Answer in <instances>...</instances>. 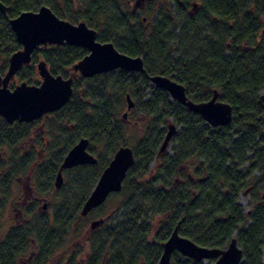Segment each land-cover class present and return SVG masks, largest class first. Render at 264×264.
I'll return each instance as SVG.
<instances>
[{
    "label": "trees",
    "instance_id": "1",
    "mask_svg": "<svg viewBox=\"0 0 264 264\" xmlns=\"http://www.w3.org/2000/svg\"><path fill=\"white\" fill-rule=\"evenodd\" d=\"M0 1L7 6L5 13L0 11V74L7 70L11 53L21 47L10 18L43 4L71 22L85 20L100 41H111L144 60L143 71L117 68L91 77L76 75L70 100L31 122L11 125L0 115V146H13L11 157L6 156L10 163L1 162L0 171L21 175L31 169L41 191L52 188L63 157L81 137L89 139L88 150L98 158L96 164L64 170L66 185L60 190L68 192L54 198L51 216L28 210L24 224H15L0 238V264H59L53 262L58 253L80 237L85 245L80 244L67 264L78 251H83L85 264H158L164 241L181 219L180 234L197 244L224 248L235 234L243 249L239 264H264V102L259 101L264 86V0H152L145 4L149 17L120 0ZM87 52L72 44L42 45L15 77L38 84L39 59L53 74L66 77ZM154 74L172 75L195 101L208 100L218 89L220 99L233 106L232 121L210 126L152 85ZM127 93L138 110L135 144H130L127 122L117 118L123 104L119 94ZM168 118L178 127L171 139L173 154L163 153L158 171L151 174ZM39 122L44 124L41 130ZM30 136L34 144L44 141L49 149L62 141L65 147L38 165L34 147H23ZM121 145L133 148L135 162L122 189L110 195L126 196L103 224L83 232L82 221L101 205L80 216L82 204ZM241 192L250 196L247 214L238 203ZM3 202L0 198V210ZM153 216L159 217L158 223L152 222ZM26 252L30 260L21 263ZM171 264L204 263L174 252Z\"/></svg>",
    "mask_w": 264,
    "mask_h": 264
},
{
    "label": "water",
    "instance_id": "2",
    "mask_svg": "<svg viewBox=\"0 0 264 264\" xmlns=\"http://www.w3.org/2000/svg\"><path fill=\"white\" fill-rule=\"evenodd\" d=\"M147 1L134 0L132 10L143 7ZM0 11L5 13L7 6L0 1ZM20 48L9 56L8 68L0 74V115L8 122H31L47 113L61 109L71 98L73 82L76 75L91 77L98 73L121 68L127 71H143L142 56H133L120 51L111 41H100L97 30L90 27L85 20L77 23L58 16L48 5L43 4L37 10H23L9 20ZM78 45L88 52L71 66L68 76L53 74L44 59H39L36 68L41 77L38 84L22 80L13 88L9 85L17 72L32 61L35 49L42 45ZM152 85L164 89L171 100H176L186 109L200 114L210 126L227 125L232 121L233 106L220 99V91L213 89L208 100L195 101L187 94L184 84L172 75L154 74L150 76ZM127 109L123 117H127L135 102L129 93L126 94ZM264 102V91L259 95ZM176 123L170 120L164 138L158 148V155L168 152L172 137L177 132ZM89 139L81 137L67 151L54 178L56 188L64 182L63 170L81 164H96L98 158L88 150ZM135 162L134 150L129 145H121L99 175L80 209V216H87L91 210L99 207L113 192L122 189L123 180ZM47 207V202L43 208ZM181 219L173 228L170 236L163 243V250L158 264H171L174 252L194 260L214 259L210 264H239L243 261V249L236 235L224 248L206 247L197 244L179 232ZM104 217L90 220L89 230L103 224ZM76 264H81L77 261Z\"/></svg>",
    "mask_w": 264,
    "mask_h": 264
},
{
    "label": "rangeland",
    "instance_id": "3",
    "mask_svg": "<svg viewBox=\"0 0 264 264\" xmlns=\"http://www.w3.org/2000/svg\"><path fill=\"white\" fill-rule=\"evenodd\" d=\"M122 2V4H126V6L128 7V9H132L134 0H120ZM74 4H77V0H73ZM136 12L140 15V16H150V12L148 10V8L144 5L143 7H137ZM146 19V18H145ZM40 77V76H39ZM41 79V77H40ZM22 80H20L18 77H15L14 80H12V82L10 83L9 87H11V84L14 82L15 84L20 83ZM264 91V86L262 88V90L260 91V93H262ZM119 97L122 100V106L121 108L118 110L117 113V118L118 119H124L127 122V131L129 133H131V135L133 136V138L131 137L130 140V144H135V139H137L139 137V130L135 128V120H137L138 123V118L136 115V107H134L132 110L129 111L127 117H123V113L127 107V102H126V97L125 94H119ZM134 100L135 98L132 97ZM172 120L171 118H168L167 120H165L164 123V128H167V124L168 122ZM173 121V120H172ZM37 128L43 129L44 128V124L43 122H39L36 124ZM139 128V127H138ZM46 136H44V139ZM35 141V138L33 136H30L26 141H25V145L23 146L24 149H29L30 147H34L35 152H36V164L41 165L44 164L47 160H50V158H53V155H55V153L59 152L60 150H62L65 147V141L60 142L59 145L55 146L52 149H49L47 147H45V143L43 141V145H40L38 143H33ZM175 146L174 142L171 141L169 143L168 146V154L172 155L173 153V147ZM11 150H7V152H5V155L9 156L11 154ZM162 155H157L156 160L152 163V167L150 169V173L151 174H156V172L159 169V158ZM31 175L30 173H26V174H21L20 177H17L14 180V183L12 184V191L11 194L8 198L7 201H5V203L3 204L2 209L0 210V238L15 224H17V219L18 217H15V212H14V208L13 205L16 204L19 200H22L23 197L26 194V191H24L23 189V181L20 180V178H22V180L26 179V176ZM64 185H66V175L64 173ZM31 180V179H30ZM30 185L33 186V182L31 180ZM34 187V186H33ZM36 189V188H35ZM47 191V190H46ZM66 193L68 192L67 189H64L63 191H61L60 189H55V187H52V189H49L47 192H42L41 190L36 189V194L39 196H44L43 200L45 199H50L51 204L48 208V210L46 211V213L51 216L53 213V200L54 198L58 197L59 194L62 193ZM125 194L124 193H118V194H114V195H110L108 196V198L101 204V206L98 208L97 211H94L92 213H90L86 219H84L82 221V224H84V228H83V232H85L87 230V228H89V223L91 219L94 218H99V217H104L106 219V216L110 215V214H114L116 212V210L118 209V207L120 206L121 202L124 200L125 198ZM43 200L41 203H43ZM249 202H250V196L246 193V192H241L239 197H238V203L241 205L243 211L245 214L248 213L249 210ZM40 203V204H41ZM119 213V212H118ZM152 222L153 223H158L159 222V217L158 216H153L152 218ZM80 244H84V239H82L81 237L79 239H76V241H69V245L68 247H66L65 249H63L62 251H60L58 253L57 258L55 259V261L53 262H59V264H67L68 260L70 259L71 255L73 253H75V251H77L81 246ZM84 250V249H83ZM29 252H26L25 255H23L21 258L23 261L26 262V258L28 256ZM83 251L80 252L78 251L77 254L74 256L73 258V262L71 264H76L77 261H80L81 264H85L86 262V258H84L83 255ZM262 258L264 261V245L262 247ZM214 259H207L205 260L203 263L204 264H210Z\"/></svg>",
    "mask_w": 264,
    "mask_h": 264
},
{
    "label": "flooded vegetation",
    "instance_id": "4",
    "mask_svg": "<svg viewBox=\"0 0 264 264\" xmlns=\"http://www.w3.org/2000/svg\"><path fill=\"white\" fill-rule=\"evenodd\" d=\"M14 123L15 122L9 123V124L13 125ZM12 147L13 146H10V145H7V144H4V145L0 146V163L1 162H4L5 164L10 163V161L6 158L7 155H5V152H7V150H11V152H13L12 151ZM11 155H12V153L9 156L11 157ZM10 160L13 161L11 158H10ZM67 169H69V168H67ZM64 170H63V176H64ZM30 172H31V169L29 170V173ZM5 173H6V169H3L2 171H0V193L1 192L5 193L4 196H0V198H2L4 200L3 203H5V201L8 200V198H9V196L11 194L12 184L14 183V180L17 177L21 176V175H12V174L5 175ZM30 179L32 180V176H30V175L26 176L25 180H22V178H20V180L23 181V184H24L23 185V189H24V191H26V194H25V196L23 197L22 200H19L16 204L13 205L14 212H15V217H18L17 224L18 223L19 224H24L26 218H28V217L25 216V214L28 212V210L33 209L35 212L43 214V213H46V211L48 210V208H49V206L51 204L50 199L43 200L44 196H39V195L36 194V189H38V188L35 187L34 183H33L34 187L30 185V182H31ZM32 182H33V180H32ZM64 182H63L62 186L64 185ZM52 187H55L54 179H53ZM61 187H59V188L55 187V189H60ZM44 189L45 190H42V192H47L48 191V186H44ZM38 190H40V189H38ZM42 200H43V203H41ZM45 202H47V207L43 208V204ZM29 260L30 259H27L26 262H28ZM26 262L23 261V260L21 261V263H26Z\"/></svg>",
    "mask_w": 264,
    "mask_h": 264
}]
</instances>
